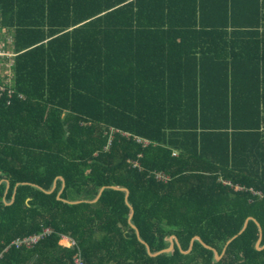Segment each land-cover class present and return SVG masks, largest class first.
<instances>
[{
	"label": "trees",
	"instance_id": "1",
	"mask_svg": "<svg viewBox=\"0 0 264 264\" xmlns=\"http://www.w3.org/2000/svg\"><path fill=\"white\" fill-rule=\"evenodd\" d=\"M0 30V264H264V0H0Z\"/></svg>",
	"mask_w": 264,
	"mask_h": 264
},
{
	"label": "water",
	"instance_id": "2",
	"mask_svg": "<svg viewBox=\"0 0 264 264\" xmlns=\"http://www.w3.org/2000/svg\"><path fill=\"white\" fill-rule=\"evenodd\" d=\"M0 183H1V182H0ZM7 184H8V185H7L8 188H9V183L7 182ZM64 187H65V182L63 181L62 190H61V191L59 192V194H58V199H61V193H62ZM111 188H113V189H120V190H123V191L126 192V202H127V204L129 205V207L131 208V215H130V217H129V222H130V224L132 225V227L136 230L137 236H138V238L140 239V241L146 244V247H147L148 253H149L150 255H152V256H158V255L163 254V253H171V252L174 251L175 244H177V245L181 248V245H180V243H179L177 237H176V236H171V237H170V246H169L168 248H165V249H163V250H161V251H159V252L153 254V253L151 252V249H150L149 245H148V244H147V243L141 238V236H140V232H139L138 228L132 223V217H133V215H134V209H133V207L130 205V203H129V201H128L129 190H128L127 188H118V187H116V186H111ZM55 189H56V181L54 182V185H53L52 190H50L48 193H52ZM105 189H106V187H103V188L100 190V192H99L97 198L94 200L95 202L101 197V194H102V192H103ZM14 198H15V197L13 196V198H12V202L14 201ZM250 220H253L254 222H256V224H257L258 227L260 228V237H259V240H258V242H257V244H256V248H257V249H263L264 246H261V242H262V239H263V233H262L261 225H260V223H259L256 219L251 218V217L248 218V219L246 220L245 224H244V227H243L242 231H241L239 234H241V233L247 228L248 223H249ZM235 237H236V236H235ZM235 237H234V238H235ZM234 238H233V239H234ZM233 239L229 240V242L227 243V245H228ZM195 240L200 241L204 246H206V247L209 248V249H212L210 246H208L207 244H205V243L201 240L200 237H194V238L192 239L191 243H190L189 250H188V251H182V252H183V253H189V252L192 250V248H193V244H194V241H195ZM227 245H226V247H227ZM225 249H226V248H225ZM225 249H224V251H225ZM214 253H215L216 258L219 260V259L221 258V255H219V253H218L217 250H215V249H214Z\"/></svg>",
	"mask_w": 264,
	"mask_h": 264
},
{
	"label": "rangeland",
	"instance_id": "3",
	"mask_svg": "<svg viewBox=\"0 0 264 264\" xmlns=\"http://www.w3.org/2000/svg\"><path fill=\"white\" fill-rule=\"evenodd\" d=\"M12 38V33L6 32L5 30H0V78L7 82L9 81V77L11 75V65L7 63L5 59L12 58L13 56V54L9 52ZM70 245H72V243H70Z\"/></svg>",
	"mask_w": 264,
	"mask_h": 264
},
{
	"label": "built area",
	"instance_id": "4",
	"mask_svg": "<svg viewBox=\"0 0 264 264\" xmlns=\"http://www.w3.org/2000/svg\"><path fill=\"white\" fill-rule=\"evenodd\" d=\"M51 231L49 229H46L42 234L40 235H36V236H32V237H27L24 240H18L16 242V245H21V244H25L27 246H33L35 245L41 238H43L44 236L48 235ZM74 244V241L72 240V245ZM71 246V245H70ZM75 264H83V261L81 259L80 256H76L75 257Z\"/></svg>",
	"mask_w": 264,
	"mask_h": 264
},
{
	"label": "crops",
	"instance_id": "5",
	"mask_svg": "<svg viewBox=\"0 0 264 264\" xmlns=\"http://www.w3.org/2000/svg\"><path fill=\"white\" fill-rule=\"evenodd\" d=\"M63 243V244H61ZM70 243H72V240L68 237H62L61 241H60V244L62 246H66V247H69L70 246Z\"/></svg>",
	"mask_w": 264,
	"mask_h": 264
}]
</instances>
